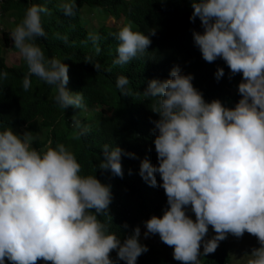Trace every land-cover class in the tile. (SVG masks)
Instances as JSON below:
<instances>
[{
    "label": "trees",
    "instance_id": "trees-1",
    "mask_svg": "<svg viewBox=\"0 0 264 264\" xmlns=\"http://www.w3.org/2000/svg\"><path fill=\"white\" fill-rule=\"evenodd\" d=\"M61 1L0 0V21L14 18L0 35V171L25 168L33 152L53 165L54 181L71 170L77 184L42 230L34 200L17 185L2 192L0 264H30L41 233L65 264H189L192 238L179 227L193 220L173 209L198 201L227 155L248 151L264 180V9L252 0ZM84 5L124 28L90 29ZM11 46L19 63L3 54ZM73 105L97 119L75 117ZM155 221L159 247L139 235ZM202 264H230L227 249Z\"/></svg>",
    "mask_w": 264,
    "mask_h": 264
},
{
    "label": "rangeland",
    "instance_id": "rangeland-1",
    "mask_svg": "<svg viewBox=\"0 0 264 264\" xmlns=\"http://www.w3.org/2000/svg\"><path fill=\"white\" fill-rule=\"evenodd\" d=\"M252 1L254 5L264 9V0ZM60 4L75 6L71 0H62ZM80 12L83 22L92 30L99 24L124 28L121 19L107 17L89 6H82ZM2 20H5L4 23ZM2 20L0 35L6 27V20L13 21L14 18L4 15ZM12 32L14 31H11V35L18 39V33ZM15 48L11 46L3 50L8 63L20 61L22 55L15 53ZM74 108L73 105L72 111H77L75 117H88L89 124L97 119V116H88L89 108ZM91 110L95 113V110ZM40 153L45 155L44 149H40ZM34 156L33 152L29 154L30 162L23 169L0 171V195L17 185L18 193L34 200L31 209L35 221L41 227L39 230H42L44 226L52 227V206L62 205L64 199L74 196L77 184L73 182L71 170L62 173V178L57 176L56 179L61 180L62 185L54 181L50 176L53 165L45 167L46 164L42 161L35 162ZM58 159H62V156L59 155L56 160ZM252 166L253 161L248 151L241 156L227 155L221 168L208 172L200 199L179 203L173 209V216L193 220L189 227H179V230L186 231L192 238L193 251L190 253L189 264H202L207 255L221 246L227 249L230 264H264V180L252 172ZM48 195L50 202L46 198ZM158 224L155 221L143 225L139 235L159 247V242L154 239ZM35 237V244L38 246L33 250L35 259L30 260V264H65L60 259L53 237L43 233ZM68 264L75 263L69 260Z\"/></svg>",
    "mask_w": 264,
    "mask_h": 264
},
{
    "label": "clouds",
    "instance_id": "clouds-1",
    "mask_svg": "<svg viewBox=\"0 0 264 264\" xmlns=\"http://www.w3.org/2000/svg\"><path fill=\"white\" fill-rule=\"evenodd\" d=\"M2 14H3V11L0 10V17H1ZM143 225H144V224H143ZM143 225H142V226H143ZM142 226H141V227H142ZM140 229H141V228H140ZM186 233H187V232H186ZM187 234H188V233H187Z\"/></svg>",
    "mask_w": 264,
    "mask_h": 264
}]
</instances>
